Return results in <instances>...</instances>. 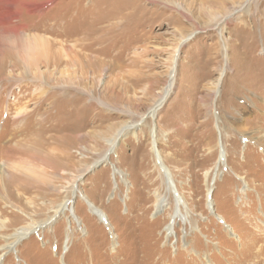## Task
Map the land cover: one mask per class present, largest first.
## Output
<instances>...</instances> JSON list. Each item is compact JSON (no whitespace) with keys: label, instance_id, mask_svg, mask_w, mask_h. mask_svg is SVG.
I'll list each match as a JSON object with an SVG mask.
<instances>
[{"label":"rangeland","instance_id":"obj_1","mask_svg":"<svg viewBox=\"0 0 264 264\" xmlns=\"http://www.w3.org/2000/svg\"><path fill=\"white\" fill-rule=\"evenodd\" d=\"M14 2L89 50L0 66V254L49 222L2 264H264V0Z\"/></svg>","mask_w":264,"mask_h":264},{"label":"bare ground","instance_id":"obj_2","mask_svg":"<svg viewBox=\"0 0 264 264\" xmlns=\"http://www.w3.org/2000/svg\"><path fill=\"white\" fill-rule=\"evenodd\" d=\"M14 1L15 0H0V38L12 43L9 46H6L5 44L0 43V66L5 65L7 63V61L4 60L5 58L8 57V58L12 59V57H13L12 67L17 68L19 66V64H21L22 67L25 68V70L29 71V68H32V67L38 68V66L43 62L41 60L45 57V61L47 62L48 65L50 62L52 65L57 66V67L59 66V64L60 65L64 64L65 66H71V67L76 65L77 71H78L82 67V65L80 66L81 58L84 59V56H85V54L83 52H86L87 50H89V46L86 44L75 43L72 45L71 49L62 48L61 49V52H62L61 57H63L64 59H68V61H65V62L61 61L60 63H59L60 59L58 60V62H57V60L52 61V59H51L52 56L50 53L51 51H50L49 45L47 44L46 41H43L40 38H36V37L35 38H30V37L27 38L26 37L24 39L23 36L19 35L22 27L20 25L21 22L19 24L20 19H18L19 18L18 15L21 12H23L24 10L23 11L19 10L16 12H12L11 10L9 11L7 7L9 6V4L16 3ZM11 6L12 5H10V7ZM25 10H26L27 15H30L33 13L37 14V12H40V13L42 12L41 10H39L37 8L32 9V8H29L28 6H25ZM26 14H25V16H26ZM9 35H11L10 38L8 37ZM10 46L14 49L9 48ZM77 46H80V48H81V50H80V52H82V54H80L81 57L76 56V54H74V52H73V48H75ZM81 70L83 71V68ZM2 74H3V71H2ZM170 88H171V80L169 81V83L166 87V90L164 92V98L168 94ZM162 103H163V97H161L159 99V101L151 109V111H149L148 116L153 117L155 112L157 111V109L159 107H161ZM112 150H113V143H109V150H108L107 154L110 155L112 153ZM9 154H10L9 148L7 147L6 150L2 154L3 156H5V161H2L0 163V175H5L6 170L9 167V159H10ZM103 159H104V157L102 158V160ZM220 159L223 160L222 155H220L219 161H221ZM156 161H157V165L160 167V169L162 170L164 175L167 176V178H165V181L167 180L166 181V187H167L166 189L168 190L169 193H171L172 189H171L170 185L172 184V186H175L174 182L171 178V175L168 173L166 168L162 167L163 166V165H161L162 162L160 163L161 160L159 159V157L157 155H156ZM169 178H170L171 184L169 183ZM178 200H180V197L178 198ZM162 203H163V201L158 202V205H157L158 209L161 208L160 205ZM175 204H177V200L175 201ZM66 207H67L66 204L61 205L60 208L57 209V211L55 213L63 211ZM48 223H49L48 221H45L40 225L37 224V226H34L31 230L27 229V230H22V231H16L13 235L9 236L8 239L12 240V243L7 245L4 248L5 251L0 254V264L3 263L4 258L6 257L7 253L12 251L11 249H12L13 245L18 243V241L22 237H25L28 234L36 231L37 229L42 228L43 226H45ZM225 226H226V228L229 227L227 225H225ZM169 229H170V227L167 228L168 231H169ZM254 264H258V263H254Z\"/></svg>","mask_w":264,"mask_h":264}]
</instances>
